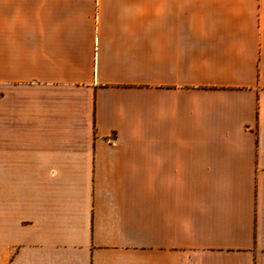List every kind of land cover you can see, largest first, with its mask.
Here are the masks:
<instances>
[{
    "label": "crops",
    "instance_id": "1",
    "mask_svg": "<svg viewBox=\"0 0 264 264\" xmlns=\"http://www.w3.org/2000/svg\"><path fill=\"white\" fill-rule=\"evenodd\" d=\"M0 264H264V0H0Z\"/></svg>",
    "mask_w": 264,
    "mask_h": 264
}]
</instances>
